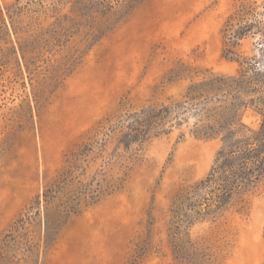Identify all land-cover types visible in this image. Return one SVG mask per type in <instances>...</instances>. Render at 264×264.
I'll list each match as a JSON object with an SVG mask.
<instances>
[{
    "label": "rangeland",
    "instance_id": "rangeland-1",
    "mask_svg": "<svg viewBox=\"0 0 264 264\" xmlns=\"http://www.w3.org/2000/svg\"><path fill=\"white\" fill-rule=\"evenodd\" d=\"M202 109L264 155V0H0V264H264Z\"/></svg>",
    "mask_w": 264,
    "mask_h": 264
},
{
    "label": "trees",
    "instance_id": "trees-1",
    "mask_svg": "<svg viewBox=\"0 0 264 264\" xmlns=\"http://www.w3.org/2000/svg\"><path fill=\"white\" fill-rule=\"evenodd\" d=\"M232 19V18H231ZM16 30V29H15ZM238 35L241 33L238 32ZM22 52L25 54V51L22 50ZM32 52V51H31ZM72 57H66L64 59V62H61L59 64V69L66 68L72 63ZM47 76V75H46ZM44 77L42 80L38 81V84L40 86H43L46 81L47 77ZM58 75H52L51 79L53 80ZM242 79V75L240 76H230V77H215L211 78V83H218L219 87L217 89L221 88L222 86L226 85L225 82L232 80L234 84L240 82ZM197 94L198 98L203 97L202 91H193L190 90L188 94ZM196 97V98H197ZM195 98V97H194ZM242 104L241 101L237 103V105ZM202 116H205L202 121V126L198 129H196V135L200 137H212L214 134L217 136H222L224 141V146L221 149V151L218 153V159L215 164V166L212 168V172L210 173L209 177L206 180H203L200 184H198V189L201 188V185H206V187H211L214 184H218V190H221L225 195L228 193H232L235 189L239 190L242 189L246 182H252V174H254L257 169L259 168V164L264 165V162H262V159H264V155H261L263 151L259 150L258 148L260 145H258L257 148L253 147L254 142L249 138L246 140H234V134L229 131V129L226 127L225 123H220L218 121V126L211 123V119L213 115L210 113L207 114V112H204L202 109ZM236 124V123H235ZM261 137L259 141L264 140V124L261 129ZM262 150H264V143H262ZM256 162H259V164H256ZM249 163L252 164L253 167H249ZM264 169H259V172H262ZM109 188H101L98 190H95L92 192V194L87 193L85 198L89 196V198L94 197H100V195L104 196L106 194H110ZM96 192V193H95ZM95 193V194H94ZM91 200H85L84 205L89 204ZM191 248L194 250V256L196 254V251L202 252L203 250V244L201 242H196L195 245H192ZM178 253H181V251H177ZM175 259L180 264H184L185 262L181 260V257L176 256ZM185 260V259H184ZM189 264V263H187Z\"/></svg>",
    "mask_w": 264,
    "mask_h": 264
}]
</instances>
